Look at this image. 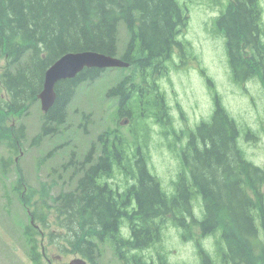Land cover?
<instances>
[{
    "label": "trees",
    "instance_id": "1",
    "mask_svg": "<svg viewBox=\"0 0 264 264\" xmlns=\"http://www.w3.org/2000/svg\"><path fill=\"white\" fill-rule=\"evenodd\" d=\"M228 1L225 11L216 18L214 32L226 38L232 78L238 83L258 79L264 87L261 2ZM189 18V10L182 7L178 0H0V92L7 95L6 99L0 98V145L5 146L9 153L0 162V179L15 171L17 179L12 184V192L18 194L22 204L27 202L35 206V219L47 217L50 181L40 182L35 189L28 188L31 198H22L25 193L24 175L15 157H20L27 141V125L12 122L29 115L31 107L39 102L38 95L43 90L49 67L69 52L95 51L117 56L118 28L123 23L129 39L122 58L130 63L132 71L129 76L119 79L118 85L110 89L108 97H118L120 111H134L141 104H145L142 108H149V111L154 109L153 115H144L142 126L140 121L137 122L136 132L143 138L144 149L150 139L148 131L152 117L158 123H168L166 129L173 130L171 120L166 117L163 97L159 96L154 85L160 78L169 76L168 63H173L175 48L189 45L178 39L187 29ZM105 72L87 68L75 78L58 82L56 101L47 113L42 112L41 131L31 145L40 146L45 139L58 135L66 127L68 108L78 89L83 84L98 80ZM202 72L205 74L204 70ZM138 89L143 91L142 95L137 92ZM147 100L152 103L151 106ZM215 104L214 114L208 119L210 121H203L196 128L194 134L197 136L190 139L184 149L188 154H200L196 158L198 172L190 160L192 177L184 172L171 195L162 189L158 177L150 172L145 162L148 150H141L142 160L137 157V162H132L134 159L128 158L125 151L127 140L120 132L119 113H111L117 127L107 128L98 138L100 144L92 143L86 155L91 157L95 154L97 145L101 146L103 154L117 155V169L122 171L125 179L123 189L118 192V212L115 213L100 191L96 192L93 182L96 169L97 172L102 171L101 175L104 172L110 174L104 170L106 160L100 161L97 166H89V178L83 181L80 169H84V163L79 164L77 152H73L63 168L73 170L72 177L77 178L76 186H86L81 197L76 198L82 204L81 213L86 212L80 219L83 216H87V221L91 216L93 219L88 224L73 225L75 237L62 240L69 253L96 264L100 259L98 244L110 242L122 260L129 251L144 250L161 241L168 221L183 229L184 238L190 239L193 237L192 223L197 224L192 213V200L200 194L204 219L199 225L203 235H214L221 230V239L228 249L225 252L222 245L219 247L225 254L223 263L264 264V235L260 225V221L264 222V169L250 162L239 146L241 131L247 140L252 136L254 138L255 132L250 128H239L219 96L215 97ZM92 123L93 120L83 116V124L78 128L82 126L81 132L87 135L86 128ZM198 136L201 142L195 138ZM43 161L39 160L38 168ZM191 184L196 189H192ZM2 185L5 186L4 182ZM5 196L10 203L9 194ZM122 201H136L137 206L122 207ZM55 210L58 217H64L63 208ZM77 211V206L72 208V212ZM187 216L192 217L193 222L187 223ZM56 225L60 228L66 226L63 219ZM82 227L86 229L87 236L84 247L80 238ZM123 227L130 229L131 240L123 239ZM95 239L98 241L95 242ZM28 242H33V239L28 238ZM198 252L202 264L212 263L210 254L204 248L199 246ZM30 253L41 263L40 252L33 250ZM141 257L137 253L131 256L135 264H143ZM157 264L170 263L165 255L159 253Z\"/></svg>",
    "mask_w": 264,
    "mask_h": 264
},
{
    "label": "rangeland",
    "instance_id": "2",
    "mask_svg": "<svg viewBox=\"0 0 264 264\" xmlns=\"http://www.w3.org/2000/svg\"><path fill=\"white\" fill-rule=\"evenodd\" d=\"M228 2V0H178L182 7L189 10L190 16L187 29L180 34L178 39L185 43L188 42L189 45L184 47V56L181 50L178 49L175 58L181 52L186 64L178 69L176 68V70L172 66L170 75L161 78L159 84L162 92L166 94L167 103L172 109V115L177 118L173 123L176 130L187 128L188 123L186 120L190 119L191 116L201 121L208 120L215 110V97L218 95L226 110L236 120L239 128L245 130L250 128L255 132V136L258 137L259 135L260 138V135L264 136V89L257 80H248L243 84L232 79L226 38L214 32L216 18L225 11ZM260 2L263 8L264 22V0H260ZM118 29L117 56L121 57L125 53L129 36L123 23L119 24ZM130 72L131 70L123 72L120 69L108 70L92 87L82 85L78 91L79 95L77 94L68 108L69 116L64 133L60 137L45 139L40 146L31 145V141L40 133L43 124L40 102L31 107L29 115L14 119V122L18 124L24 122L27 125V141L24 143L22 155L19 157V166L30 186L38 187L40 182L50 180L51 168H60L61 164L66 162L67 157L73 152L80 151L84 155L92 142L98 143L99 136L107 128L115 129L117 127L112 116L114 110L112 99L107 101L105 98L108 96L110 89L118 85L119 79L124 75H129ZM207 76L212 79L214 89H211ZM0 98L6 99V93L0 92ZM102 101H104L102 103L104 111L100 113L99 104ZM178 103L182 107L185 117L181 116L177 107ZM88 114L92 115L93 123L88 126V134L86 135L81 132L82 126L78 127L83 116L86 117ZM142 124L143 122H141V126ZM127 125L128 123L123 120L120 124V132L128 142L132 143L133 136L130 134ZM150 125L151 127L148 124V134L150 136L148 144L150 165L148 167L150 172L158 177L162 189L168 195H171L175 192L174 185L179 178L181 167L176 165L178 158L175 157V151H169L166 145L168 143L174 145L177 139L174 135H170L171 137L166 139L162 134L165 131L159 125L153 127L152 122ZM134 128L137 129L136 125ZM188 129L193 130V127ZM139 133L142 134L143 132ZM243 135L244 133L241 131L239 146H242L250 161L264 167V142L255 143L252 141L253 136L247 140ZM142 140L143 138L139 136L138 145L144 144ZM60 145H64L62 152L57 150ZM76 145L77 150L75 149ZM96 148V153H100L101 146L97 145ZM48 152L58 156L47 159ZM8 156L9 153L6 147L0 145V162ZM41 159L47 160L38 169V163ZM11 169L13 168L11 167ZM65 178L68 177L65 176ZM15 179L16 174L14 171L0 179V264H30L25 254L27 249H22L21 243L23 242L17 238V230L14 225H20V221H26L24 209L20 206L17 196L11 192V186ZM117 179L119 186L123 187L124 177L119 172ZM2 182H4V187ZM4 191L9 194L12 207L9 206L8 201L6 205ZM192 204L194 217L197 221H201L204 217L201 195H196ZM199 226L192 224L193 237L190 239L192 242H186L182 238L183 232L168 223L166 229L163 230L162 244L146 252L147 260L157 258V252L164 249L170 263L194 264L197 260L196 264H200L197 250L198 242L210 254L216 250V242H221L225 247L221 239V230L214 235L201 239V227ZM124 234L128 235L126 230H124ZM213 257L215 258V256ZM65 258H70V256ZM99 264H120L114 250L109 245H105L103 248V256L99 260ZM217 264H219V261H217Z\"/></svg>",
    "mask_w": 264,
    "mask_h": 264
},
{
    "label": "flooded vegetation",
    "instance_id": "3",
    "mask_svg": "<svg viewBox=\"0 0 264 264\" xmlns=\"http://www.w3.org/2000/svg\"><path fill=\"white\" fill-rule=\"evenodd\" d=\"M119 113V122H122L123 120L128 123L127 126L131 127V120L133 119L132 111L131 110H117ZM260 142H264V136L262 135L260 138ZM79 164L84 163V169H80V172L82 175V180L85 181V178L88 177V169L89 166L94 165L97 166L99 165V162L102 160H106L107 162V167L104 169L105 171H109L110 174L108 173H103L101 175L102 171L95 172L93 182L95 183V189L96 192L101 193V195L104 197V199L107 201V203L110 205L111 208L114 209L115 213L118 212V205H119V197H118V192H119V187H118V181H117V166H118V159L117 155H105L102 152L93 154L91 157H88L87 155H84L82 158H79ZM137 159H134L136 161ZM89 161V163H87ZM186 163V161L184 160ZM111 164V165H110ZM110 165V166H109ZM109 166V167H108ZM196 164V170L198 172L199 166ZM65 171H70V170H64ZM57 174L58 171L50 170V202H49V208L46 211L47 217L46 218H39L35 219V217L32 215V212L35 209V206L33 207L28 206V203H23V208L27 214L26 220L28 221L27 224H14L15 229L17 230L16 235L20 238L24 237V239H33V242H30L31 244L28 246L27 243H21V247L24 250L25 248L27 249V252L25 253L30 264H39V259L35 258L33 259L32 252L33 250L35 252H39V246H41L42 250V263L41 264H63L65 263L63 261V254L62 250L59 248L58 245H56V238L57 237H75L74 232L72 231L73 225L76 224H88V221H91L93 217L91 216L90 219L87 221V216L80 219V216L86 215V212L81 213V208L82 204L76 200L77 197H81L80 194L85 192L86 186H81L80 188L76 185H73L72 182L76 179L74 177H70V182L68 184H62V181H57L54 180L55 175ZM73 175V174H72ZM58 179H61L62 176L58 175ZM89 178V177H88ZM192 189L193 184L191 185ZM84 188V189H82ZM27 190V187H25ZM263 190V188H262ZM31 198V195L27 194L24 196V200H29ZM264 204V203H262ZM122 207L123 206H128V207H134L137 206L136 201H122L120 204ZM78 207V211L76 213L72 212L73 207ZM61 207L64 209V217L63 216H56V208ZM264 213V211H262ZM37 214V212H36ZM63 219V224L66 226L64 229L60 231V233L56 232L55 226L57 222H60V220ZM43 226H46V230L44 231ZM261 225V231L264 235V222L260 221ZM29 226L31 228H29ZM20 230L22 232H20ZM86 229L82 227L80 229V238L82 239V247L85 245L86 241V234H85ZM24 233H26L24 235ZM51 233H53L54 239L52 240ZM24 235V236H23ZM39 235L42 237V242L39 244L38 243V237ZM129 236H131L129 234ZM19 238V239H20ZM133 238V236H132ZM24 245V247H23ZM25 252V251H24ZM257 252V250H255ZM54 253H56L54 255ZM212 262V261H210ZM121 264H129V259L127 258L126 261H124ZM212 264V263H211ZM213 264H215L213 262Z\"/></svg>",
    "mask_w": 264,
    "mask_h": 264
},
{
    "label": "water",
    "instance_id": "4",
    "mask_svg": "<svg viewBox=\"0 0 264 264\" xmlns=\"http://www.w3.org/2000/svg\"><path fill=\"white\" fill-rule=\"evenodd\" d=\"M129 64L116 57L93 51L67 53L57 60L45 73L44 86L38 98L41 100L42 110H48L56 101V84L64 79L76 77L85 68H121ZM67 264H86L82 259H74Z\"/></svg>",
    "mask_w": 264,
    "mask_h": 264
}]
</instances>
